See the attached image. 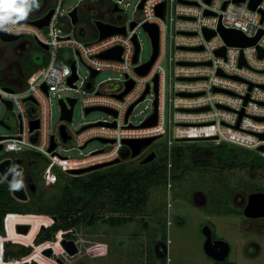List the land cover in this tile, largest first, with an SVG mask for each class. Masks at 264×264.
I'll return each mask as SVG.
<instances>
[{
	"label": "built area",
	"instance_id": "obj_1",
	"mask_svg": "<svg viewBox=\"0 0 264 264\" xmlns=\"http://www.w3.org/2000/svg\"><path fill=\"white\" fill-rule=\"evenodd\" d=\"M99 1L80 0L75 5L78 16L80 8L90 14L95 11L94 20L124 27L125 33H116L99 39L97 28L94 38H92L93 34H88L85 29L79 28V34L83 31L86 34L84 38L91 39L75 37L80 16L79 21L74 25L69 16L73 8L66 15H62L60 6L63 0L54 2L56 6L51 7L54 12L49 24L43 28L19 22L11 25L13 31L8 32L9 34L32 36L35 41L48 46V50L41 49L40 54L45 56L44 51H48L49 54L46 57L47 61L37 66L23 80V84L19 87L20 91L14 90L9 93L0 85V101L2 99L11 101L10 110L14 111L16 108L18 111L17 132L0 140V144L3 145L2 151L29 154L27 156L30 162L38 160L35 166L40 168V181L43 185L50 186L57 182L59 173L78 176L69 171L121 158V151L124 148L129 151L122 142L125 139L165 138L162 155L153 151L157 154L156 158L166 164L168 190L172 186L170 181L173 179L172 149L180 142L202 140L211 141L214 145L225 143L254 151L258 156L264 157V149L259 150V147H264V138L260 137L264 135V55L259 57L260 51L264 53V0H261L254 10L249 8L250 0H245L242 5L233 0H210V2L145 0L142 8L138 9L141 2L139 0L136 10L142 12V18L138 21L130 20L127 24L118 22L122 0L105 1L104 11L99 5H95ZM160 5H163L162 16L157 13ZM115 8L117 10H114ZM104 16L107 18H103ZM132 23H135L133 28H131ZM144 24H155L158 27V54L149 71L145 75H140L136 67L147 63L153 54L152 47L150 58L141 62V45L137 28H143ZM220 25L225 29L240 31L247 38H254L260 32L261 35L251 46L227 45L218 33ZM45 29L47 31L43 32ZM63 29L68 32H63ZM204 29L215 31V35L207 39ZM134 36L139 45L136 63H133ZM113 48L120 49L118 59L98 56ZM222 48L224 55H217L216 51ZM62 49H69L85 64L90 73L87 81H80L76 61L70 63L63 55L60 57ZM241 58L243 64H240ZM72 66L75 67L77 79L69 84L68 79L73 75ZM94 71L97 74L91 77V72ZM102 71L117 72L122 79L96 82V77ZM79 81L80 86H78ZM110 81H117L119 84L115 88H110L106 86ZM127 83H132L131 89L121 98L118 97L127 89ZM88 84H90L89 88ZM146 89L148 92L143 100L149 93L153 96L151 112L139 123L134 124L129 120L130 116L138 103L143 100L133 107L127 118L126 113ZM65 90H74L78 96L63 98L60 93ZM51 95H56L58 101L63 100L67 109L70 108L68 99H76L75 105L81 104L84 115L89 114L85 110L90 107L110 109L112 112L108 115L111 120H96L71 131L67 124L72 122V114L70 122L59 117V122L53 126ZM27 97H32L35 103L24 101L23 99ZM155 100H157L156 124L143 126V123L154 113ZM29 104L31 107L28 108ZM59 107L61 116V106ZM205 107L208 109L198 110ZM28 109L29 114L31 112L32 115L28 114ZM32 121L38 122V127L34 130L30 129ZM112 123L114 126L110 125ZM62 124H65L67 135L70 137L65 142L68 147L83 149L92 141L101 142L99 139H106L108 142H101L102 148L95 149L85 156L68 160L67 157L56 152L58 138L61 140L59 126ZM52 137L56 147L49 151ZM8 216L25 215L6 214L3 221L6 232L5 219ZM4 244V236L0 234V264L32 262L29 259L30 255L19 259H4Z\"/></svg>",
	"mask_w": 264,
	"mask_h": 264
},
{
	"label": "rangeland",
	"instance_id": "obj_2",
	"mask_svg": "<svg viewBox=\"0 0 264 264\" xmlns=\"http://www.w3.org/2000/svg\"><path fill=\"white\" fill-rule=\"evenodd\" d=\"M55 1L51 0L49 7L56 6ZM79 1L63 0L60 6L62 15H66ZM105 1L111 0H100L95 5H99L104 11L106 8ZM138 2L139 0H122L119 23L127 24L130 20L138 21L142 18V12L136 10ZM41 5L42 2H40ZM32 14L31 12L27 18L35 19L37 17ZM79 14L80 22L74 36L84 40L91 39H85L84 35L86 36V34L83 31L78 33L79 28H83L88 34H93L92 38H94L96 33V27L93 23L95 11L90 14L80 8ZM46 31L47 29L43 32ZM63 32H68V30L63 29ZM137 34L141 45L140 60L145 62L151 56V39L143 28H137ZM21 42H32L38 56L42 51L32 36H24L10 43L0 41V51L4 55V60H2V53L0 52V71L4 63H10L12 69L18 67V52L19 54L22 52L19 47ZM17 49L19 50L17 51ZM48 54V51H44L45 57ZM62 55L67 62L76 61L80 81L89 79V70L74 53L69 49H62L60 50V57ZM46 61L47 59H45ZM42 64L37 63V66ZM10 75L14 74L11 72ZM107 79L121 80L122 77L114 71H102L96 77V82ZM15 80H18L20 84L21 80L15 79L13 76L12 80L4 82L2 86H9L20 91L21 85L13 84ZM80 81L78 86H80ZM118 84L117 81H110L106 86L115 88ZM60 95L63 98L78 96L74 90L62 91ZM152 100L153 96L149 93L146 99L139 102L135 107L129 120L134 124L143 120L151 112ZM50 103L51 121L55 126L60 117L58 97L51 95ZM29 107H31L30 104ZM17 113L16 108L11 111L0 101V121L3 120L9 127L0 124V136H12L17 132ZM32 114L30 112L29 115ZM96 120H111V117L107 112L101 110L84 115L81 104L77 103L73 110V120L67 126L71 131H75L81 125ZM165 142V138L154 141L143 155L136 159H130L128 151L127 156L121 157V162L128 165L140 163L143 157L153 150L162 155ZM58 143L57 154L67 157L68 160L85 156L91 151L103 147L99 141H92L83 149L68 147L59 138ZM179 144L189 147L192 145L214 146L213 142L202 140L180 142ZM231 147L237 150L242 158L248 160L254 158L256 154V152L248 149ZM27 155L29 154L0 151V158L9 157L13 165L22 168V175L26 167H34L38 162V160L30 162ZM184 163L187 165L186 168L184 167L185 172L179 178L171 179L172 186L169 190L165 185L156 186L150 190L146 207L133 215L134 220L132 222L123 225L98 222L91 228L81 227L78 231H69L73 235L72 238L65 236L66 231H60L52 240L35 243L34 239L37 233L51 226L55 221L53 217L34 213L24 214L25 216H8L5 219L7 232L3 229L4 243L8 241L14 245L31 247L30 256L40 254L38 262L31 260L38 264H213V261L203 252L205 238L202 228L204 225H209L214 233V238L223 239L229 244L230 252L227 261L235 264H264V218H247L243 215L248 196L256 192L264 193V171L260 170L252 176L247 169L242 167L226 170L221 169L216 164L210 167H200L194 166L188 158L184 160ZM235 163L239 165L241 161L236 160ZM40 173L41 171L38 173V185L42 189H47L49 186L43 185L40 181ZM29 185L32 186L33 183H29ZM24 187L29 198L28 185L24 184ZM104 214L110 215L108 212H104ZM37 219L48 225H41L37 231L34 226ZM17 223L29 225V231L26 234L17 233L15 231ZM160 223L166 229V239H161L158 234L154 245V251L157 254L153 251V255L149 256L147 253L148 233L152 227L159 230ZM20 240L22 242H19ZM70 241L76 248L74 254H70L65 248V244ZM165 249L166 257L163 255ZM48 251H51L49 256L46 255ZM225 264L229 263L225 261Z\"/></svg>",
	"mask_w": 264,
	"mask_h": 264
},
{
	"label": "trees",
	"instance_id": "obj_3",
	"mask_svg": "<svg viewBox=\"0 0 264 264\" xmlns=\"http://www.w3.org/2000/svg\"><path fill=\"white\" fill-rule=\"evenodd\" d=\"M25 67L24 79L35 70L37 65H31L26 60ZM3 83L0 74V85L2 86ZM127 153L128 150L124 148L121 151V157L127 156ZM5 158H0V161ZM186 158L190 159L194 166L200 167H210L215 164L223 170L242 167L252 176L260 170L264 171L263 157L255 154L250 160L242 158L237 150L225 143L212 147L196 145L189 147L176 144L172 149V178H179L185 172ZM236 160H240L241 163L237 165ZM39 171V166L26 167L23 171V183L28 186L29 183H33L35 186L34 191L31 192L27 188L29 198L26 201L14 198L10 184L0 175V234H3L4 216L8 213H34L55 217L51 226L37 233L35 243L52 240L60 231H66L65 236L72 238V231H78L81 227L91 228L98 222L123 225L132 222L133 215L146 207L149 192L153 187L163 185L166 187L167 182L166 164L159 158L147 164L136 162L128 165L120 162L78 176L59 173L57 182L47 189H42L38 185ZM104 212L110 215H105ZM41 225L48 224L37 219L34 225L37 231ZM158 234L161 239H166V229L162 223L159 230L152 227L148 233L149 256L153 255V246ZM213 237H215L214 233ZM31 251L29 246L7 242L4 244L3 255L4 259H19L29 255ZM166 254V250H163L165 257ZM39 256L40 254L31 255L29 259H35L38 262ZM36 262L23 264H38ZM226 262L235 264L227 260ZM213 264L222 263L214 262Z\"/></svg>",
	"mask_w": 264,
	"mask_h": 264
},
{
	"label": "water",
	"instance_id": "obj_4",
	"mask_svg": "<svg viewBox=\"0 0 264 264\" xmlns=\"http://www.w3.org/2000/svg\"><path fill=\"white\" fill-rule=\"evenodd\" d=\"M145 0H141L140 4L138 5V9H141L143 6ZM235 3L242 5L244 3L245 0H233ZM261 0H250L249 2V8L254 10L257 5L259 4ZM207 2H210V0H207ZM162 6L160 5L157 8V13L162 16ZM225 4L223 5L224 8ZM46 9V4L43 1L42 5L38 8L32 11V15L37 16L35 19H25V20H19V23H29L32 25L37 26L38 28H43L45 26H47L49 24V21L51 19V16L54 12V10L52 8L48 9L45 13ZM114 10H117V8H115ZM44 13V14H43ZM206 14H209V12H206ZM69 16L71 17V22L72 24H77V22L79 21V16H78V10L77 8H73V10L71 12H69ZM93 23L95 24V27L98 29L99 31V39H103L106 38L112 34H116V33H125V28L124 27H116L110 24H105L100 20H94ZM135 26V23L131 24V28H133ZM143 29L148 33L150 39H151V44L153 47V54L151 59L141 65L136 67V71L138 72V74L140 75H145L150 67L152 66L154 60L157 57L158 54V41H159V30L157 25L155 24H144ZM204 35L207 39L211 38L212 36L215 35V31H209V30H205L204 29ZM218 33L221 35V37L224 39V41L226 42L227 45H233V46H240V47H246V46H251L254 45L256 43V41L258 40L259 36L261 35V32L254 38H247L243 35L242 32L237 31V30H230V29H225L223 28L221 25L218 28ZM20 38H22V35H12L9 34L8 32H0V41L2 42H6V43H10V42H14L19 40ZM133 41L135 43V54L133 57V63L137 62L138 59V53H139V45L136 41V37H133ZM37 45L44 50H48V46L46 44H43L41 42L36 41ZM199 49H201L199 47ZM217 55H224V48L219 49L216 51ZM264 55L263 52H259V57H262ZM101 58H113V59H118L120 56V49L119 48H113L111 50H107L101 54L98 55ZM244 61L241 58L240 59V64H243ZM72 72L73 75L68 79L69 84H72L76 79L77 76L75 75V67L72 66ZM97 74V72H91V77H94ZM5 82V81H4ZM87 87H90V84L87 85ZM132 87V83H127V89L118 97H122L126 92H128ZM2 89L6 92L12 93L14 92V89L11 87H7V86H2ZM45 90H47L46 87H44ZM155 90H157V87L155 88ZM215 91H217V89H215ZM148 92V90L146 89V91L144 92V94L139 98V100H137L135 103H133L127 113H126V118L128 117V115L130 114L131 110L133 109V107L141 100H143L145 94ZM24 101H32L33 103H35V100L32 97H27L23 99ZM7 109H11L12 104L11 101L9 100H1ZM70 108L67 109L66 103L63 100L59 101V104L61 106V120H65L67 122H70L72 119V114H73V107L76 103V99L74 98H69L68 99ZM154 113L143 123V126H151L156 124V120H157V100H155L154 102ZM208 107L205 108H200L198 110H207ZM96 110H101L107 113H111L112 111L110 109H106L103 107H90V108H86L85 112L88 114L92 111H96ZM115 115V113H114ZM262 120V119H260ZM0 124L3 125L4 127L9 128L3 120L0 121ZM111 126H114V123L110 124ZM38 127V122L37 121H32L31 122V126L30 129L34 130L35 128ZM59 135L60 138L62 140L63 143H65L70 137L67 135V131H66V126L65 124H62L59 126ZM6 136H0V140H3ZM261 138H264V135H260ZM156 139H158V137H151V138H144V139H125L123 140V144L126 145L129 148V157L130 159H136L137 157H139V155L141 154V152L143 150H145L146 148H148ZM101 142H108V140L106 139H99ZM113 142V141H110ZM56 147V143L54 141V137L51 138V145L49 147V151L54 150ZM3 145L0 144V151L2 150ZM264 147L261 146L259 147V150H263ZM157 157V154L154 151H151L148 155H146L141 161L140 164H147L152 162L153 160H155ZM121 162V158H116L110 162L107 163H103V164H98V165H94L91 167H87V168H83V169H79V170H72L69 171V173L74 174V175H82L85 173H89L101 168H105L108 166H112V165H116L118 163ZM15 168L16 172L22 173V168L19 166H15L12 164V161L10 159H3L2 161H0V175L1 177L8 182L10 185L14 182V181H18V180H22L21 176H17L14 172H11L10 169ZM6 177V178H5ZM23 182V180H22ZM29 190L34 191L35 186H28ZM12 196L14 198H16L19 201H26L28 199V195L26 193L25 187H24V183H23V187L19 188V189H12ZM243 215L247 218H264V193L263 192H257V193H251L248 196V200H247V204L245 205L244 209H243ZM53 219L55 220V217H53ZM30 229L29 225H25V224H18L15 226V231L17 233L20 234H26ZM202 233L204 234V243H203V252L204 254L211 259L214 262H220L223 263L225 262L226 258L229 255L230 252V246L229 244L220 238L215 239L213 237V233H212V229L210 228L209 225H204L202 228ZM65 248L70 252V254H74L76 252V248L73 246L72 241L68 242L65 244ZM51 251L46 252V255H50Z\"/></svg>",
	"mask_w": 264,
	"mask_h": 264
},
{
	"label": "clouds",
	"instance_id": "obj_5",
	"mask_svg": "<svg viewBox=\"0 0 264 264\" xmlns=\"http://www.w3.org/2000/svg\"><path fill=\"white\" fill-rule=\"evenodd\" d=\"M40 7V0H0V32H11L19 20L27 19L28 15ZM17 176L22 174L16 172L15 168L10 169ZM6 178V177H5ZM10 187L19 189L23 187L22 180L14 181Z\"/></svg>",
	"mask_w": 264,
	"mask_h": 264
},
{
	"label": "flooded vegetation",
	"instance_id": "obj_6",
	"mask_svg": "<svg viewBox=\"0 0 264 264\" xmlns=\"http://www.w3.org/2000/svg\"><path fill=\"white\" fill-rule=\"evenodd\" d=\"M43 1H45V0H40V2H43ZM45 4H46V9H45L44 12H46L47 9H50L51 8V7H49V4L47 2ZM103 18H107V16H104ZM19 47L21 48L22 52L20 54L18 52V57H19L18 58V60H19L18 67L12 69L10 63H4L3 68L0 71V74L2 75L3 81H5V82H7L8 80H12L13 76L15 77V79H18L19 78L21 80L20 81V84H19V81L18 80H15L13 82V84H16V85H22L23 84L24 71H25V68H26L25 67V61L26 60H28L31 65H37V63H41V64L44 63L45 62V59H46V57L43 56V55H41V54H39V56L37 55L36 50L34 49V44L32 42H21L20 45H19ZM18 50L19 49H17V51ZM0 52L2 53V51H0ZM2 60H4L3 53H2ZM11 72L14 75H10ZM215 239H217V238H215ZM153 251H154V246H153ZM226 260H227V258H226ZM213 263H214V261H213ZM222 264H225V262H223Z\"/></svg>",
	"mask_w": 264,
	"mask_h": 264
},
{
	"label": "crops",
	"instance_id": "obj_7",
	"mask_svg": "<svg viewBox=\"0 0 264 264\" xmlns=\"http://www.w3.org/2000/svg\"><path fill=\"white\" fill-rule=\"evenodd\" d=\"M45 3L47 2L48 4H50L51 3V0H45L44 1ZM10 82V81H9Z\"/></svg>",
	"mask_w": 264,
	"mask_h": 264
}]
</instances>
